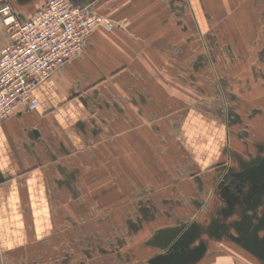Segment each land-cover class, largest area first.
Wrapping results in <instances>:
<instances>
[{"label": "crops", "instance_id": "0c3cea01", "mask_svg": "<svg viewBox=\"0 0 264 264\" xmlns=\"http://www.w3.org/2000/svg\"><path fill=\"white\" fill-rule=\"evenodd\" d=\"M47 1L0 7L25 21ZM183 1L193 24L221 14V63L238 49L261 67L229 79H264V0ZM87 3L113 27L0 123V264H264V95L238 89L234 109L221 85L217 117L207 86L179 84L176 0ZM228 172L246 178L240 195Z\"/></svg>", "mask_w": 264, "mask_h": 264}, {"label": "built area", "instance_id": "2783aa9c", "mask_svg": "<svg viewBox=\"0 0 264 264\" xmlns=\"http://www.w3.org/2000/svg\"><path fill=\"white\" fill-rule=\"evenodd\" d=\"M0 14L11 36L0 50V123L24 106L37 108L39 85L81 55L97 27H113L90 4L76 0H48L25 21L9 3L0 7Z\"/></svg>", "mask_w": 264, "mask_h": 264}, {"label": "rangeland", "instance_id": "374dc122", "mask_svg": "<svg viewBox=\"0 0 264 264\" xmlns=\"http://www.w3.org/2000/svg\"><path fill=\"white\" fill-rule=\"evenodd\" d=\"M90 1L85 0L84 2ZM201 3V12L205 10L208 12L207 9H204L205 5H203V2ZM216 3L217 8H219L221 11V1H216ZM176 6L177 9L181 10L177 15V25L179 30L178 34L181 37L186 35L185 41L187 40V46H184V50L187 52L184 53V56L187 59V63H178L176 69L179 84H188L190 81V86L196 87L198 84L199 86H202L203 89H205V87L207 86L209 90L206 91V96H209V110L211 111L210 115L217 117L221 116V85H223L222 87L223 89H225L227 98L230 101V104L234 106V109H237L236 99H238L237 94H240V92H237L238 89H255L256 93H253L255 94L254 98L263 96L264 79L261 78L262 74L258 72L259 70H256L257 72H255L254 70L253 73L251 72L253 75H257L255 79L238 78L235 80L232 77L231 79H229V76H233V73H236V75L239 76V74L246 69L252 67H261H259V65L257 64L253 65L246 62L248 56H246L247 58L242 57L239 54L240 50L238 49H236V51L238 52V56L229 57V59L232 61L231 63H221V52H223V49H221V42L224 43V40L223 38L221 39V37L225 35V33L221 32V14H200V16L198 15L197 17V24L196 22L193 24L190 18L189 20L185 19L186 15L184 14L187 11L184 1L176 0ZM105 18L107 19V21L114 24L106 16ZM202 29L204 30L203 32L200 31ZM190 30L193 31V33H191ZM204 40L208 42V50L211 55V60H214V62L209 63V61L206 60V53L203 47ZM233 60H235L236 62L233 63ZM224 77H227V79ZM196 140H199V138ZM120 242L121 241H119V243Z\"/></svg>", "mask_w": 264, "mask_h": 264}, {"label": "flooded vegetation", "instance_id": "af4514ba", "mask_svg": "<svg viewBox=\"0 0 264 264\" xmlns=\"http://www.w3.org/2000/svg\"><path fill=\"white\" fill-rule=\"evenodd\" d=\"M263 147L259 148V151L262 149ZM263 159V156L261 157L260 161ZM226 174V173H225ZM224 183H226V185L231 189L236 191V193L238 195H240L241 193H243L244 188L247 187L246 184V178H242L240 176H237L235 174H233L232 172H228L226 174V176L224 177L223 180ZM183 233H187V235L184 236V239L188 237V235H191L192 233H190V229H187L186 231H184ZM183 239V240H184ZM182 240V241H183Z\"/></svg>", "mask_w": 264, "mask_h": 264}, {"label": "water", "instance_id": "95a60500", "mask_svg": "<svg viewBox=\"0 0 264 264\" xmlns=\"http://www.w3.org/2000/svg\"><path fill=\"white\" fill-rule=\"evenodd\" d=\"M76 1H78V2H84V1H81V0H76ZM87 3V2H86ZM185 235H187V233H183L182 234V236H180L178 239H177V241H176V243L174 244V246L176 245V246H178L180 243H181V241L184 239V236Z\"/></svg>", "mask_w": 264, "mask_h": 264}, {"label": "clouds", "instance_id": "9594fccd", "mask_svg": "<svg viewBox=\"0 0 264 264\" xmlns=\"http://www.w3.org/2000/svg\"><path fill=\"white\" fill-rule=\"evenodd\" d=\"M204 131L206 132L207 129H204ZM198 134H200V131L199 130H194L193 132L190 133L191 136H196Z\"/></svg>", "mask_w": 264, "mask_h": 264}]
</instances>
